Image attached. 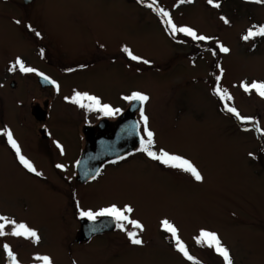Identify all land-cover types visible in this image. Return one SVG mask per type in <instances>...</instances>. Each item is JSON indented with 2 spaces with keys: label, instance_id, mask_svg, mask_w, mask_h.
Returning a JSON list of instances; mask_svg holds the SVG:
<instances>
[{
  "label": "rangeland",
  "instance_id": "374dc122",
  "mask_svg": "<svg viewBox=\"0 0 264 264\" xmlns=\"http://www.w3.org/2000/svg\"><path fill=\"white\" fill-rule=\"evenodd\" d=\"M134 1L141 6L127 0H33L29 4L0 0V69L17 58L25 65L36 60L30 45L32 31L42 33L55 53L89 55L101 49L123 53L127 47L141 61L129 58L131 66L125 67L121 60L104 62L98 57L95 65L82 71L77 85L89 90L96 85L112 99L127 88L147 95L143 110L147 127L160 145L157 148L189 160L203 180L139 159V152L129 159L131 165L105 170L98 181L85 187L81 202L122 208L130 204L132 217L143 226L137 230L138 237L144 232L146 239L134 248L123 245L120 234H110L96 244L97 257L84 253L86 249L79 252L76 245L71 246L73 256L64 245L53 200L54 194L60 197L65 224H70L64 230L67 245L74 226L65 184L54 194L46 192L42 183L0 159V216L25 224L40 237L33 243L12 236L13 225L8 224L0 243L15 249L24 264H43L37 259L41 256L49 257L52 264H222L214 248L197 242L205 230L217 234L236 264H263L255 257L264 256V98L254 90L245 92L241 83L264 82V36L242 39L253 25H264V3L213 0L219 3L217 8L207 0H156L155 7L168 11L177 27H190L209 38L199 41L180 32L173 35L163 17L147 7L151 0ZM218 45L229 51L221 52ZM63 53L61 63L67 58ZM217 86L232 99L221 100L214 91ZM29 100L21 88L0 91V116L6 124L16 122ZM225 105L253 122L242 123ZM59 108L55 105L52 115ZM139 119L143 122L141 115ZM60 121L52 118L50 124L57 127L54 137L63 144L61 153L71 159L73 141ZM15 127L19 133L23 125ZM32 161L40 162L33 157ZM164 220L177 229L192 260L163 237Z\"/></svg>",
  "mask_w": 264,
  "mask_h": 264
},
{
  "label": "flooded vegetation",
  "instance_id": "af4514ba",
  "mask_svg": "<svg viewBox=\"0 0 264 264\" xmlns=\"http://www.w3.org/2000/svg\"><path fill=\"white\" fill-rule=\"evenodd\" d=\"M131 3H136L134 0H127ZM139 3L141 1L137 0ZM33 0L29 3H32ZM28 3V4H29ZM137 4V3H136ZM258 5L263 3H257ZM139 5V4H137ZM141 6V5H139ZM36 31H32V37L30 38V45L32 48V53L36 57L32 61H29L26 67H30L35 69L34 72L23 73L20 72L17 68L16 70L9 71V68L13 63H9L4 65L0 69V91L8 92V88H11V91H16L19 88L23 89L27 95H29L30 100L24 106V110L19 112L16 115V122L6 124L4 118L0 116V159L7 162L9 166H12L13 170H17L18 172L26 175L27 177L35 178L39 183H42L44 186V190L46 192H53L56 188H61L64 185L65 190L68 191V196L70 200V204L73 208V213L71 216V225L73 227L72 237L66 239L68 243H65V237L67 235L64 233V230L68 229L70 226L69 223L65 224V217L62 213L64 207L60 204V197L54 194L56 211L59 215V220H61V224L63 225L62 236L64 239V245L68 252H72L73 245L77 246V250L81 253L88 255H96L99 252V248H97V243L102 242L105 237H108L110 234H120L121 241L123 245H130V241L127 237V231H135L138 229L134 228L132 224L125 222V230L121 231L116 227V221L112 218H109V224L104 226L96 225V221L100 220L103 217H97L95 221H90L86 217H80L79 212L81 210L87 211H98L101 208L109 207L107 204L100 205H88L90 203L81 202V198L85 196V187L89 183H94L98 181L104 173L105 170H111L122 168L125 165H131V160H129L133 155L137 154V158H145L146 162L151 160L152 162H156L157 165L162 166V163L156 160H152L147 156L146 153L141 152L139 149L141 147L140 144L128 154L121 156L115 159H109L103 163L99 175H96L95 179L80 181L77 179V172L75 169V164L79 159L85 145L84 138V128L86 126H94L101 119H108L110 121H115L117 117L123 113L131 104L132 101L124 99L126 96H130L132 94L131 90H125V92H119L118 97L108 98L104 94H102L98 89H95L97 86L95 85L93 89H83L77 85L76 81L79 77L83 76L82 71L85 68L93 66L96 64L97 59L99 57V61L104 62H112L116 60H121L124 62L125 67L131 66L128 63L129 56L126 53H121L116 50L115 52H107L105 50H99L98 53L92 52L89 55L81 52L76 54V52H65L62 50H58L57 53L53 51L50 47L46 46V38L42 35V33L37 36ZM60 53L65 54L67 56L66 61L61 63L59 61ZM103 53V56L102 54ZM83 54L85 57H82ZM69 55V56H68ZM87 55V56H86ZM34 61V62H33ZM37 73L41 74L38 75ZM48 77V80L54 81V84L45 80L44 77ZM64 79V80H62ZM56 85L59 87L57 88ZM10 92V90H9ZM74 92L87 93L89 95L95 96L100 100V103L107 104L111 108H113L112 115H104L100 111L89 110L87 108H81L77 104H73L70 102L71 97L74 95ZM67 98V99H66ZM18 103V102H17ZM84 103H88V101H84ZM57 105L59 106L58 112L52 115V108ZM144 108V104L141 106ZM115 109H119V111H115ZM140 111L136 112V118L138 120V129L141 135V140H146L147 137L144 133V123L139 119ZM54 120L62 122L69 132V135L73 141L72 148L70 151L74 153V157L69 159L68 154L64 151V155L61 153V148L63 149L62 142L54 137L55 131L57 127L50 124V121ZM23 119V121L21 120ZM22 124L23 128H20L21 131L19 133L16 131L15 125ZM5 130L10 131L12 133L13 139L16 141L17 145L20 148L21 154L29 160L35 169L41 173L40 176L35 175L27 171L20 164L15 150L8 143L7 136L4 135ZM144 134V136H143ZM18 135L21 136V139L18 138ZM153 146L152 150L159 152L162 148H157L160 146L156 139L153 138ZM57 143L61 146V148L57 147ZM32 157L38 159L40 162L38 164L33 163ZM150 158V159H148ZM131 161V162H130ZM39 164H44L43 166ZM56 165H61V168H57ZM55 191V190H54ZM57 193V192H56ZM114 205L113 203L109 204ZM130 206L133 211L134 208L130 204H126ZM117 206V205H116ZM120 207V206H117ZM122 208V207H120ZM133 211L128 213L130 220L139 221L132 217ZM147 233V231H146ZM163 237L166 238L170 243L175 245V241L172 242L171 234L167 231H162ZM10 235V234H8ZM1 237V236H0ZM144 232L142 233V237L140 238L142 241L146 239ZM70 240V241H69ZM122 245V247H124ZM121 247V248H122ZM134 247L135 246H131ZM176 249V246H174ZM14 256L16 257L17 264H24L25 261L21 262L18 257L15 249H11ZM138 250V249H136ZM121 249L119 250V252ZM74 256V253H73ZM75 258V257H74ZM232 260V264H236L234 258L230 255ZM258 262L263 261L264 264V256L255 257ZM262 258V259H261ZM255 259V261H256ZM77 260V259H76ZM11 264L10 259L3 249V244L0 243V264ZM80 262V260H77ZM80 264H83L80 262ZM224 264V262L222 263Z\"/></svg>",
  "mask_w": 264,
  "mask_h": 264
},
{
  "label": "snow or ice",
  "instance_id": "6c2138e0",
  "mask_svg": "<svg viewBox=\"0 0 264 264\" xmlns=\"http://www.w3.org/2000/svg\"><path fill=\"white\" fill-rule=\"evenodd\" d=\"M191 3L192 0H180V3ZM209 4H213V0H207ZM251 2L255 3H264V0H251ZM156 0H151L150 3L147 4V7L152 9L157 13V15L163 17V22L167 25V28L172 32L174 35L177 32L183 33L186 36L191 37L193 40H199V41H205L209 39L208 37L204 35H198L192 28L190 27H177L171 19V16L168 11L164 10L163 8L155 7ZM214 7H219V3L213 4ZM221 19L224 20L225 23H228V21L221 17ZM17 24L20 23V21H15ZM37 36L40 35L39 32L35 33ZM256 36H264V25L256 26L253 25L252 28H250L245 35H243L242 39L249 40ZM221 52L227 53L229 49L227 47H224L223 45H218ZM124 53H126L129 58L133 61H141V58L133 55V53L127 48L124 47L122 49ZM143 63H149V61L144 60ZM19 69L20 72L28 73V72H34L35 69L26 67L24 62L17 58L15 62L11 65L9 68V71H13L16 69ZM38 75H41L37 73ZM45 80H48V77H44ZM217 82L220 80V77H216ZM49 83L54 84V81L48 80ZM58 88L59 86L56 85ZM241 87L245 92H249L251 90H254L257 95H259L261 98H264V82H256L253 81L251 84H246L244 82L241 83ZM215 94L220 97L221 100H231L232 97L228 94L226 90H222L219 86L215 88ZM67 99V98H66ZM124 99L129 101H136L139 102L141 105H143L146 101L149 100V97L145 94H142L140 92H133L130 96L124 97ZM84 101H88V103H84ZM71 103L79 105L81 108H87L89 110H95L100 111L104 115H112L113 114V108H111L107 104H101L100 100L92 95H89L87 93H80V92H74V95L71 97L70 100ZM225 110L233 116H235L238 120H240L242 123H252L253 120L250 117H243L240 115L238 110L235 107L227 106L225 105ZM115 111H119V109H115ZM141 120L143 121L145 127H144V133L147 137L146 140H141V147L140 151L147 154L148 157H150L152 160L159 161L160 163L167 165L172 168H178L182 171L189 173L196 181H202L203 177L201 173L198 171V169L187 159L170 154L167 151L161 149L159 152L152 150L153 146V133L148 129V117L144 115L143 107L139 109ZM259 130V128H257ZM4 135L7 136L8 143L11 145V147L15 150L16 156L20 162L21 165L27 171L34 173L37 176H40L41 173L38 172L35 167L32 165V163L27 160L20 152V148L17 145L16 141L13 139L12 133L10 131L5 130ZM57 147L61 148V146L57 143ZM61 152H63V149L61 148ZM251 155V154H250ZM57 168H61V165H56ZM96 175H99L97 172L92 179L96 178ZM133 209L125 205L123 208L117 207L116 205H111L109 207H104L99 209L98 211H92V210H81L79 212L80 217H86L90 221H95L97 217H110L113 220L116 221V227L119 228L121 231L125 230V222L132 224L134 228L143 230V226L135 220H130L128 213H131ZM8 224L13 225V230L11 231V235L15 237H25L27 239H31L33 243H37L40 240L39 235L37 232L33 229H30L23 223L17 224L14 220H10L4 216H0V236L5 235V227ZM162 225L164 227V230L171 234V237L175 240V246L176 250L180 253H182L187 259L192 260L193 258L189 255L184 243L179 239L177 235V229L167 220L162 221ZM127 237L131 244L133 245H141L143 241L138 237L137 232L135 231H127ZM198 243H205L209 248H214L216 253H218L224 261V264H232V260L230 258V254L227 248L223 247L220 243V240L216 233L201 230L199 236L196 238ZM3 249L5 253L7 254L8 258L11 261V264H17L16 257L14 256L12 250L9 248L7 244L3 245ZM38 260H41L43 264H52L51 260L47 256H41L37 257Z\"/></svg>",
  "mask_w": 264,
  "mask_h": 264
},
{
  "label": "water",
  "instance_id": "95a60500",
  "mask_svg": "<svg viewBox=\"0 0 264 264\" xmlns=\"http://www.w3.org/2000/svg\"><path fill=\"white\" fill-rule=\"evenodd\" d=\"M31 1L23 0L24 3ZM140 108L139 102L132 101L115 121L101 119L96 125L84 128L85 145L75 164L78 180H91L97 172L99 173L104 162L124 156L140 144L141 137L136 119V112H139ZM95 223L102 228L108 227L109 218L103 217ZM170 240L175 241L173 238Z\"/></svg>",
  "mask_w": 264,
  "mask_h": 264
},
{
  "label": "trees",
  "instance_id": "16d2710c",
  "mask_svg": "<svg viewBox=\"0 0 264 264\" xmlns=\"http://www.w3.org/2000/svg\"><path fill=\"white\" fill-rule=\"evenodd\" d=\"M260 143H262V142H260ZM263 144V143H262ZM264 145V144H263Z\"/></svg>",
  "mask_w": 264,
  "mask_h": 264
}]
</instances>
